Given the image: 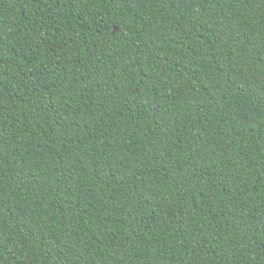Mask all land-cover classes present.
<instances>
[{
    "label": "trees",
    "instance_id": "obj_1",
    "mask_svg": "<svg viewBox=\"0 0 264 264\" xmlns=\"http://www.w3.org/2000/svg\"><path fill=\"white\" fill-rule=\"evenodd\" d=\"M0 264H264V0H0Z\"/></svg>",
    "mask_w": 264,
    "mask_h": 264
}]
</instances>
